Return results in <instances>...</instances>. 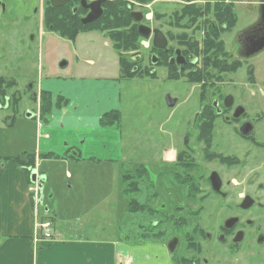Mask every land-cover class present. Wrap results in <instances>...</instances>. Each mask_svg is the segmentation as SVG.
<instances>
[{"label":"rangeland","instance_id":"374dc122","mask_svg":"<svg viewBox=\"0 0 264 264\" xmlns=\"http://www.w3.org/2000/svg\"><path fill=\"white\" fill-rule=\"evenodd\" d=\"M121 1L126 4L133 3L135 9H145L147 15H151L155 8L140 5L139 3L144 0ZM231 1L233 2L232 6L235 7H233L234 13L231 14V17L235 16L236 21L227 32L220 36L225 39V51L217 53L212 59L213 62L218 59L217 66H221L220 63L224 64L227 61L232 62L228 64L229 70L220 71L219 67L207 66L200 69L206 76L197 80L195 79L196 74L193 73L194 70H185L180 73L177 69L167 67L163 61L152 64L149 62L150 52L146 46L147 39L141 37L138 41L141 43L140 49L144 51V58L142 62H135L138 72L135 71L131 77L124 76L122 72V112L118 110L120 113L118 124L120 125L123 121L122 130L128 152L125 149L126 156L123 162L116 166V173L122 175L125 189L129 183L131 184L129 190L127 189L128 198L146 204V209L137 212L131 211L134 210L135 203L131 205L129 203L127 210L125 205L128 203L125 201V196L120 201L121 197L117 191L119 179L116 180L113 187L110 186V183H106V198L103 200H100L101 198L89 199L91 206L88 211H81L77 207L79 204L81 207L89 208L85 205L83 190L75 187L70 193L69 199L76 209L67 212L68 217H72V226L83 229L92 237H109L110 235L125 237L121 240L122 264L125 263L124 257L128 247H136L138 252H136L134 264H171L167 261L166 252L162 246L168 235L177 234L180 231L185 233L198 220H208L207 212H201L198 218H195L194 210L200 204L198 203V201L200 202L199 195L193 191L192 186L181 187L180 185L179 187L176 185L172 173L164 165L163 157L166 148L178 147L181 137L178 131L183 133L187 129V121L191 118V114L199 110L203 103L210 102L211 104L216 92L224 95L231 93L236 99L235 104L245 106L249 115L259 113L261 119L255 122L252 140L243 139L234 130V124L226 123L223 118L218 119L214 128L217 136L215 138V154L220 159L223 154H231L232 158H238V162L232 159L233 163L245 160L247 166L242 167L240 164L233 170L225 169L218 160L212 162L209 155L208 160L205 159L207 155L204 154V151L209 152L210 149L205 148L202 144L198 146L201 154L196 158L199 164L197 170H189L199 178L195 182L198 183L201 180L202 187H208L206 178L210 171L215 169L223 175L225 180L237 175L238 178L234 180L245 184L243 179L247 178L248 174L264 170V50L242 62L239 59L237 47L233 45L232 41L240 29L246 28L247 25L259 18L261 15L259 2L261 0ZM150 2L146 0L143 3L147 5ZM7 4L5 15H3V8L0 6V52L8 51L5 39L14 33L22 32L28 46L23 45L20 41L13 44L15 64L0 71L1 75L4 72L5 76L14 77L15 82L18 81V84L13 85L6 93H12L17 88L20 89L21 100L18 105L19 116L22 117V119H16L13 126L0 125V140L7 138L10 141L18 142L21 131L26 128L22 124V122H26L23 119L25 110L35 105L37 106V117L42 118L41 112L44 113L43 108L48 105L43 98L37 100L36 104L29 99L33 91L40 93L41 78L46 80L52 77L57 80L81 75L102 77L115 75L119 66V58H122L123 62L127 61L130 55L137 51V48L120 49L117 53L113 48L114 45L110 44V39L102 31L81 33L77 37L70 38L59 30H52L53 26L48 22L50 0H7ZM156 7L161 9L160 6ZM14 12L28 14L30 20L26 22L14 20L22 18ZM226 19L230 20L228 17ZM4 25L9 26L8 31H4ZM121 29L124 31L128 28L122 27ZM32 36H35L34 41L31 39ZM225 58L228 60L226 61ZM63 62L66 64L61 65ZM122 68L121 71H123ZM28 84H33V91L27 89ZM167 95L178 100L175 106L167 105ZM208 96L211 97V100L207 98ZM4 114L6 117L12 115V112L6 111ZM46 116L43 114V121L46 120ZM118 124L115 125L119 126ZM239 124L240 122L237 125ZM25 139L27 145H31L35 141V137L28 132ZM253 141L259 143L261 147H255ZM75 167L81 173L85 165H75ZM107 167L104 166L105 169ZM95 171L98 173L97 170ZM129 173L132 176L124 180V175ZM195 174L189 176H195ZM196 183H192V185ZM35 184L38 187V184ZM133 186H139V189L135 190ZM112 191L115 192L110 193ZM36 194L35 200L38 201V193ZM65 203L66 201L63 202V204ZM176 205L180 206L179 210H174ZM58 222L60 229L62 222L59 219ZM167 231H170L169 234ZM141 237H149L148 239L151 241L140 244L139 238ZM151 237L160 240H153Z\"/></svg>","mask_w":264,"mask_h":264},{"label":"flooded vegetation","instance_id":"af4514ba","mask_svg":"<svg viewBox=\"0 0 264 264\" xmlns=\"http://www.w3.org/2000/svg\"><path fill=\"white\" fill-rule=\"evenodd\" d=\"M63 1L57 0L56 3L61 4L54 5L50 0V7L54 8L53 14L57 18L65 20L66 23L72 24L73 18L76 17L77 21L83 24V28L75 32V37L81 33L102 31L110 39V44L114 45L112 47L118 53L120 49L116 47V41L112 35L116 28L108 26L106 18L109 13V5L116 4L114 9L120 11L121 0H66L62 4ZM147 1L151 2L146 3L147 5L143 2L139 4L150 6V8L155 7L151 15H147L145 9H135L133 3H128L127 7L132 18L128 27L132 28V32H137L140 38L147 39L146 46L150 52V63L153 64L154 60H156V64L163 61L167 67L177 69L180 73L185 70L196 71L199 68L212 65L217 67L218 59L214 62L212 59L217 53L225 51L226 46L225 39L220 36L227 32L236 21L235 16L231 17L235 8L232 6L231 0ZM261 3L262 0L259 2L260 12ZM0 6L3 8V15H5L8 6L7 0H0ZM156 6H160L161 9ZM13 10L15 11V9ZM50 11L52 10L50 9ZM222 11L225 13H221ZM133 12H137L138 17L133 16ZM14 14L22 16L21 19L15 18L14 20L25 22L30 20L28 14L20 12H14ZM96 16L97 18H95ZM113 16L115 18L114 13L110 15L112 18ZM227 17L230 19L229 21L226 19ZM141 26L143 27L141 28ZM8 27V25H4V31H8ZM52 30L55 29L52 28ZM157 30L161 34H157ZM66 32L73 34L74 31L68 29ZM65 36L70 37L69 35ZM263 36L264 20L261 15L246 28L237 32L232 41L233 45L237 47V53H239V59L242 62L255 55L247 56V51ZM156 37H158V41ZM31 39L34 41L35 36H32ZM5 40L9 49L0 52V71L15 64L13 44L20 41L23 45L28 46L22 32L10 34ZM135 44L137 51L131 54L128 59L132 60L130 61L134 63L133 69L137 70L138 66L135 65V62L143 61L144 51L140 49L141 43L138 40ZM160 44H164V46H160ZM118 62L121 67L120 59ZM229 63L232 62L227 61L219 65L228 67ZM2 73L3 75L0 74V84L7 85V91L13 85L18 84L14 77L5 76L4 72ZM27 89L33 91V84H28ZM19 90L17 88L12 93L0 94V112L10 110L13 115L19 113L18 102L21 100ZM229 96L231 98H228ZM41 98L42 93L38 94L37 91H33L29 96V99L33 100L35 104ZM207 98L211 100L210 96ZM235 102L236 99L231 93L224 95L216 92L211 104L210 102L203 103L199 110L191 114V118L187 121V129L183 133L178 131L181 136L178 147L171 146L164 150V165L172 173L176 185L179 187L180 185L181 187L192 186L193 191L199 195L200 202L198 201V203L200 204L194 210L195 218H198L201 212L209 214L206 217L208 220H198L185 233L180 231V233L170 235V231H167L169 235L162 246L165 249L167 261L171 264H264V170L248 174L247 178L243 179L246 182L243 184L234 180L238 178L237 175L225 180L221 173L213 169L206 178L209 185L206 188L202 187L201 180L196 183L195 180L199 178L195 173L189 171L190 169L197 170L199 164L196 158L201 154L198 146L202 144L212 151H204V154L207 155L205 159L208 160L209 155L212 162L218 160L225 169L233 170L240 164L242 167L247 166L245 160L233 163L232 159L238 162V158H232L231 154L222 155L220 153L222 155L220 159L214 150L217 137L214 128L216 121L220 118H223L226 123L234 124V130L243 139L252 140L255 122L261 119V115L259 113L249 115L245 106L235 104ZM238 107H242L243 111L239 116H235ZM25 115H37V106L35 109L31 107L25 110ZM239 122L240 124L237 125ZM245 123L252 125L250 135L241 133L240 129ZM254 144L257 148L261 147L257 142ZM191 174H195V176H189ZM185 182H189V184ZM192 183L196 184L192 185ZM179 207L176 205L174 210H179ZM148 238H139L140 244L151 241ZM151 238L160 240L155 237Z\"/></svg>","mask_w":264,"mask_h":264},{"label":"crops","instance_id":"0c3cea01","mask_svg":"<svg viewBox=\"0 0 264 264\" xmlns=\"http://www.w3.org/2000/svg\"><path fill=\"white\" fill-rule=\"evenodd\" d=\"M118 65L115 75L107 77L41 78L39 91L51 93L46 120L42 112V118L38 113L25 115L20 140H0V264H122L125 237H92L72 226V217L67 215L76 210L69 199L75 187L83 190L89 207L78 204V209L88 211L89 199L106 198V183L113 187L118 179L120 201L125 196L129 208L122 175L116 173L126 156L123 121L119 126L101 123L104 114L122 112ZM0 113V125L13 126L16 119H22L19 113L6 117ZM27 132L35 137L31 145L25 139ZM75 165L85 167L80 173ZM34 170L45 176L42 188L32 180ZM47 219L56 231L51 239L42 235L41 223ZM136 252V247H128L124 264H134Z\"/></svg>","mask_w":264,"mask_h":264},{"label":"trees","instance_id":"16d2710c","mask_svg":"<svg viewBox=\"0 0 264 264\" xmlns=\"http://www.w3.org/2000/svg\"><path fill=\"white\" fill-rule=\"evenodd\" d=\"M120 4H121V6H120L121 8H120L119 12L114 9L116 4L115 5H112V4L109 5V7H108L109 13H108V16L106 18V22H107L108 26L116 28L112 32V35L116 41V47L118 49L129 50L132 48H136L135 42H136V40H138L140 38V36L137 32H132L131 27H128L131 24L132 18L130 16V10L128 9L127 4L125 2H122V1H120ZM50 9L52 11H49V14H50L48 17L49 25H53V28L55 30L61 31V33L63 35H69L71 38H74L76 35L75 32L79 31L80 29L83 28V24L81 22H78L76 17L73 18L72 24L66 23L65 20L59 19L55 16V14H53V11H54L53 7H50ZM113 13L115 14V18H114V16H113V18L110 17V15ZM221 13H225V11H222ZM122 27H126L128 29L122 31V29H121ZM68 29L73 30L74 31L73 34L67 33L66 31ZM122 60L123 59L121 58L120 62H121V68L123 67L122 68L123 69V71H122L123 75L126 77H131L134 74V72L136 71L133 69L134 63L129 61V59L125 62H123ZM240 63H242V62H240ZM202 68L204 69L205 67H202ZM217 68L220 69V71L221 70H229V66L228 67L217 66ZM200 69L201 68H199L198 70L193 72L194 74H196V77H198V78L195 77V79H197V80L201 79V77H204V75H205L203 70H200ZM136 72H138V71H136ZM207 75H208V73H207ZM6 92H7V85L0 84V94H6ZM42 98H43V100L46 101V104H48L45 108H43L44 109L43 114H46V111H48L51 107V93L47 92V91H43L42 92ZM119 120H120V113L118 110H116V111H112V112L104 114V116L101 119V123L103 125H114V124H118ZM144 171H145V169H144ZM130 176H132L130 173L125 174L124 180H125V178L127 179ZM129 184H128V187H126V190L127 189L129 190V188L131 187V184L130 185ZM133 187L135 190L139 189V186H136V187L133 186ZM129 203H130V205L132 203H135V207H133L134 210H131V211L137 212L138 210H143L144 208L146 209V207H147L146 204H141L136 199H131L129 201Z\"/></svg>","mask_w":264,"mask_h":264},{"label":"water","instance_id":"95a60500","mask_svg":"<svg viewBox=\"0 0 264 264\" xmlns=\"http://www.w3.org/2000/svg\"><path fill=\"white\" fill-rule=\"evenodd\" d=\"M57 0H52L53 4L54 5H60L61 3L57 2ZM66 1V0H64ZM64 1L62 2V4L64 3ZM261 16L264 20V0H262V3H261ZM137 12H133L132 15L133 16H137ZM97 18V16L95 17ZM94 18V19H95ZM86 21V20H85ZM91 21V19H90ZM143 26H141L142 28ZM157 34H161V32L159 30L156 31ZM157 41H158V37H156ZM160 46H164V44H160ZM264 50V36L257 40L255 43H253V45L249 48V50L247 51V56H252L260 51ZM66 62H63L61 63V65H65ZM153 64H156V60L153 61ZM228 98H231L230 96ZM166 101H167V105L169 107H173L175 106L176 102H177V99L176 98H173L172 96L170 95H167L166 97ZM243 111V108L242 107H238L237 110H236V114L235 116H239L241 114V112ZM241 133L244 134V135H250L252 133V125L249 124V123H245L242 127H241ZM45 179V176H38V173H37V170H34L32 172V180L38 184V187L42 188L43 187V181Z\"/></svg>","mask_w":264,"mask_h":264},{"label":"built area","instance_id":"2783aa9c","mask_svg":"<svg viewBox=\"0 0 264 264\" xmlns=\"http://www.w3.org/2000/svg\"><path fill=\"white\" fill-rule=\"evenodd\" d=\"M41 228H42V231H43L42 232L43 238L51 239V238L54 237L56 231H55V228L53 226V222L51 220H49V219L44 220L41 223Z\"/></svg>","mask_w":264,"mask_h":264},{"label":"bare ground","instance_id":"6f19581e","mask_svg":"<svg viewBox=\"0 0 264 264\" xmlns=\"http://www.w3.org/2000/svg\"><path fill=\"white\" fill-rule=\"evenodd\" d=\"M190 58V57H189ZM199 64V63H198Z\"/></svg>","mask_w":264,"mask_h":264}]
</instances>
